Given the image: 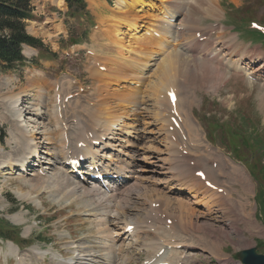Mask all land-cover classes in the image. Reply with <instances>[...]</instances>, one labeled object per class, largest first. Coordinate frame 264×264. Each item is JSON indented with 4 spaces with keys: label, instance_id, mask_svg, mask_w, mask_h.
<instances>
[{
    "label": "rangeland",
    "instance_id": "rangeland-1",
    "mask_svg": "<svg viewBox=\"0 0 264 264\" xmlns=\"http://www.w3.org/2000/svg\"><path fill=\"white\" fill-rule=\"evenodd\" d=\"M213 1L215 9L201 0H180L174 4L177 6L174 11L178 12L175 16L179 20H175V25L170 24L175 32V43L174 47L168 49L167 57L173 53V49H178L183 58L192 62L202 59L204 62L202 72L199 68L194 72L186 71L185 75L182 71L175 70L169 75L171 80L167 97L170 100L169 93L177 94L179 111L186 116L184 119L179 114L184 122V134L188 138V155L180 158V146H175L168 139L169 133L165 127L168 102L164 94L157 99L155 85L151 86L152 90L149 86L145 87L144 90L148 91L146 97H149L152 105L148 109H152L153 114L149 115L151 118L143 119L147 123H160L152 129L165 130L167 138L164 135L163 138H152L155 141L153 143L144 141L142 149L157 150L156 153L164 159L166 168H173L171 174L169 177H158L160 182L156 183L141 180V176L135 172L130 176L125 175L117 184L109 182L112 191L108 188L102 190L103 194L82 197H79L81 185L78 179L73 178L76 173L65 168L60 155L68 151L74 157L84 151L77 138L85 136L88 139L90 132L96 133L92 121L94 110L102 107L101 104L110 94L122 99L141 88L135 85L134 77H128L124 70L119 71L110 63V59L117 54L113 45L106 46L107 40L101 35L99 18L96 16V12H99L93 5L100 2L105 6L107 4L108 11L115 10L116 7L124 12L118 7V3H121L119 0H86L88 14L67 17L65 21L64 14L67 12L68 16L70 13L67 5L62 6L61 0L32 1L36 20L26 23V31L30 36L41 40L44 48L35 50L25 46L27 61L23 65H16L8 71L0 70V106L2 103H9L3 101L4 96L22 93L34 83L39 86L35 94L30 93L24 106L33 108L34 104L35 108V97L45 96L42 100L46 111L43 121L54 131L51 143L59 166L54 170V177L42 176L39 168L29 173L19 172V167L16 168V173L10 168H1L11 158L21 160L23 152H28L26 147L31 138L20 130H16L18 135L12 134L10 121L13 120L12 123L17 128L20 123L16 119L5 118L4 113L9 112L0 108V128L5 132L4 142L0 143V217L5 220L0 221V264L7 257L11 258L8 256L11 253V242L22 248L21 257L27 264L34 263L29 253L32 246H39L48 252L46 261L41 264H56L55 256H61L66 261L76 253L90 258L91 254L98 256L105 252L102 250L104 245L99 244L101 233H108L110 229L118 230V226L125 224L129 228L134 227L132 231L140 238V243L145 239L167 238L171 242L182 241L194 246L188 251L179 250L181 254L178 257L183 258V264H240L237 254L252 248H257V252L264 255V211L259 212L255 202L257 188H262L258 183L264 182V156L259 152L257 158H254L258 146H253L251 150L243 144L253 133L249 142L257 144V139L264 140V43L258 44V35L246 34L248 23L259 22L264 25V0ZM100 10L101 14L107 15L102 7ZM170 16L172 14L167 18L168 21L173 20ZM158 23V27L162 28V20ZM184 27L185 30L181 31ZM34 30H40V34L36 35ZM198 33L207 39L204 43L197 42ZM243 38L255 44L244 41ZM157 39L167 45L170 43L165 35L158 36ZM185 39L190 43H183ZM72 40L82 47L70 48ZM87 47L95 53L94 56L87 54ZM182 49L187 52H182ZM216 50L223 57L214 61L210 55ZM229 61L236 66H244L253 73L249 75L242 69H237V72L234 68L229 69L226 64ZM98 66H104L106 71H100ZM155 73L160 85V73ZM109 77L113 81L110 91L106 88ZM8 81L12 83L10 86L6 85ZM61 84L63 86L58 94L62 95V99L74 97L65 105L61 104L60 96L56 103L54 95V89ZM54 102L58 104L57 121L52 114ZM141 103L145 105L143 99ZM207 131L213 134V139L209 140L211 142L207 139ZM254 131L259 134L255 136ZM18 138L19 142H14ZM241 147L242 151L238 153L239 158L236 156V160L234 156ZM51 153L54 152L51 150ZM240 158L252 170L255 180L241 165L240 162L243 161ZM198 172L204 173L205 181L195 176ZM80 181L83 183L86 180ZM207 182L214 185L217 191L207 187ZM94 184L99 187L97 183ZM172 186L175 189L184 186L190 188L203 203L198 198L193 199L191 194L170 190ZM220 189L223 193L219 192ZM160 194L168 202L171 201V204L157 197ZM204 200L213 205L211 210L208 211L204 205L199 206L204 204ZM181 203L189 204L181 207ZM154 204L158 206L155 209ZM237 206L241 208V212ZM204 212L208 213L205 217ZM198 215L200 216L197 217ZM7 216L21 217L19 220L23 222L16 225ZM245 216L250 218L248 225L243 220ZM109 220L111 225L107 224ZM8 224L22 226V236L31 234L34 242L21 241L17 235L19 229L14 231L15 228ZM262 229L263 233L259 231ZM64 232L72 235L71 242L67 241L68 235ZM122 249L132 257L129 264H142L146 259L144 252L137 254L136 248L128 249L123 244ZM98 261L103 263L102 259Z\"/></svg>",
    "mask_w": 264,
    "mask_h": 264
},
{
    "label": "bare ground",
    "instance_id": "bare-ground-1",
    "mask_svg": "<svg viewBox=\"0 0 264 264\" xmlns=\"http://www.w3.org/2000/svg\"><path fill=\"white\" fill-rule=\"evenodd\" d=\"M119 1L123 3V5L121 3H118V7L120 10H123L124 13L117 10L116 7L115 10L108 11V7H106L107 4L105 6V4L103 5L100 2L98 4H94L93 6L99 12V13L96 12V16H98L99 18L98 25L99 28L101 29V35L104 37V39L107 40L106 44L108 46L113 45L114 50L117 54V56H113L112 59H110L111 60L110 63H113L116 66V69H120L119 71L124 70L126 73L124 71L123 72L128 77L129 76L134 77L135 85L137 84L141 88L136 89L133 95L130 96L127 95V97L122 99L113 94H110L108 98L101 104L102 107L94 110L93 113L94 117L92 118V121L94 128L96 129V133L90 132L91 133L90 136L87 135L88 139L91 141H89L85 136H80L77 138L78 140H80V144L82 145L81 148L84 151L81 154L76 155L74 157L71 156V154L67 151L65 154H61L60 158L61 160L64 161L65 168H69V170H71V168L69 167V163L72 159H76V160L82 159L83 161L89 162L92 166L98 167L99 170L106 172L107 175L111 174L114 176L116 175L130 176L132 173L136 172L138 173L137 175L141 176V180L153 181L157 183L160 182L158 177H162V176L169 177V174H171V170L173 168H171L170 166L168 169L166 168L164 164V159L161 158L156 153L157 150L155 152L154 150H150V149L147 151H144L142 149L143 147L142 144L144 141L153 143L155 141L152 138H160V137L163 138L164 135L167 138V135L165 134V130L160 129L158 131H154V129H152L153 127L156 126L158 127L160 123L158 124L157 122L147 123V121L145 122L143 119L145 117L151 118L149 115L153 114L152 109L150 111L148 109L152 106L150 104L151 100L149 99V97H146L148 91L144 89H146L145 87L149 86V88L152 90L153 88H151V86L155 85L156 91L155 90L154 91L156 92L157 99H159L160 95L162 96L163 94L165 95L167 94V90L169 89L170 86L169 82L171 80L169 75L173 71L175 72V70H179L180 72L182 71V73H184L185 75H186V71L194 72V71H198L199 68L201 71V68H203L204 66V62L202 61V59L198 61L197 58L196 60L198 62H192L188 58L185 59L178 52L179 51L178 49H173V53L169 57H167L168 49L171 48L175 43V39H174L175 32L172 30L170 25L172 20L168 21L167 18L169 17L170 14H172V17L170 16L172 19L176 21L179 20V17L175 16V14H177L178 12L174 11L177 9V6H175L174 4L178 3L180 0L178 2L177 0L176 1L175 0H119ZM201 1L203 3L206 2L207 6H210L211 8L215 9L213 0H201ZM101 7L104 11H106L107 13L106 16L101 14L102 13V11L100 10ZM161 20L163 22V26L162 28L161 27L159 28L158 24L160 23H158V21ZM173 28L177 30V27L174 26ZM34 32L36 35L40 34V30L39 31L34 30ZM163 35L169 38L170 43L168 45L157 39L158 36H163ZM183 43L189 44L190 42L188 41V39H185ZM183 51L185 52L186 50L182 49V52ZM210 56L214 61H217V59H219V57L222 56V53L216 50ZM226 64L229 69L234 68L235 71L237 69H242L248 72L249 75L253 73L251 72L252 70L249 71V69H247L244 66L243 67H240V65L236 66L234 63H231L230 61ZM156 71L160 73V77H161V83L159 82L160 85L157 82L158 77H156L157 75V73H155ZM109 78L110 80L106 82V88L108 90L109 87L111 89V86L113 84L111 77ZM10 84L12 83L8 81L6 85L10 86ZM117 85L120 84L117 83ZM38 87L39 86L36 83H34L29 87L28 90L26 89L22 93H19L17 95L11 94L9 96H4V98H2L3 101L9 102V103H2L1 101V103L3 104L0 106V108H2L1 110L4 109L5 111L9 112V113L5 112L4 117L8 118L9 120L16 119V121L20 123L19 128H17L12 123L13 120L10 121L13 129L11 130V133L17 134L16 130L23 131V133L25 132V134L28 135L31 138V140L29 141L26 147V151L28 152H23L21 160L16 161V159L14 160V158H11L13 161L11 160L8 161L7 163L4 162L3 164L5 165L3 166L1 165L2 166L1 168L3 169L10 168L12 172L15 173L17 167H19L17 168L19 172L22 173H29L35 170L36 168H39L40 171L43 172L42 174L43 175L45 174L44 176L54 177L56 175V172L54 170L59 166L58 165L59 163L56 159V151H54L55 149L52 147V143H51V141H53L52 134L54 133V131L50 129V127L47 124H44L45 121H43L44 116H46V111H45V104L42 100L43 98H45V96H43L42 98L39 96H37V98L35 97V101L37 99L35 108H34V104H33V108L24 106V102H27V97L30 96V93L35 94L37 92L36 90H38ZM151 90H149V93ZM149 95L151 94H148V96ZM58 98H59V94L58 92H56V96H55L56 103H58ZM142 99L145 105H143L142 103L140 104ZM56 103L55 102L53 103L54 105L52 107L53 108L52 114L54 116L53 119L57 121L58 115L56 113L58 112V104ZM39 121H41L42 123ZM19 140L20 138L15 139L14 142L16 141L19 142ZM98 143H100V145H97ZM51 150L54 153H51ZM71 171L75 172L74 170ZM81 173L84 174L85 177H87L86 181L83 183L78 178H76L77 175L73 176L74 179H78V183L81 185L80 186L81 192L79 197L89 196V195L97 196L99 193L103 194L102 190H108V188L109 191H112L110 189L109 182H105L104 185L101 186L99 185V187L95 185L94 184L95 182L90 180L89 176L91 174L88 168H85ZM243 184L245 186H248V184H246L245 182ZM170 190H176L179 193H183L187 195L191 194V197L193 199L196 200L198 198V201L200 203H203V201H201L199 196L193 194L190 191V188H187L185 186L180 187L178 189H175L172 186ZM163 196H161V194L157 195V197H159L162 201L164 200L167 203L171 202V201L168 202L166 200V197L164 196L165 197L164 198ZM175 200H178V198ZM185 204L181 203V207L182 206L187 207L189 203L187 205ZM202 205H204V207L208 211L211 210L213 206V205L211 206V203L209 204V202L206 203L205 200H204V204H201L199 206ZM166 208H168V206ZM237 209L241 212V208L238 207ZM214 210L216 211L217 209ZM178 212L181 213V211ZM193 215H195V213H193ZM207 215L208 213L204 212V217ZM199 216L200 215H198L197 217ZM243 220L246 221V224L248 225L250 218L245 216L243 217ZM110 223L111 221L109 220L107 224L111 225ZM117 228L118 230L115 229L112 231V229H110L108 233L103 232L100 235L101 239L99 240V244L101 246L102 244L104 245V247L102 246V250L105 252L104 253L102 252V254H99L96 258L102 259L105 262V264H129L130 259L132 257L130 258V255H128V253L122 249L123 244H126L128 249L136 248V252L139 255H141L144 252L146 259L142 264H183L182 263L183 258L178 257V255L181 254L179 250L184 249L188 251L191 248H194V246L189 245L185 242L182 241L171 242L167 238L145 239L144 242L140 243V238L135 233H133L132 230H129L128 225L125 224L124 226H118ZM259 231L263 233V229ZM148 243H152V244H148ZM10 251L12 254L18 256L17 248L14 247V245L10 244ZM20 264H24V262Z\"/></svg>",
    "mask_w": 264,
    "mask_h": 264
},
{
    "label": "trees",
    "instance_id": "trees-1",
    "mask_svg": "<svg viewBox=\"0 0 264 264\" xmlns=\"http://www.w3.org/2000/svg\"><path fill=\"white\" fill-rule=\"evenodd\" d=\"M32 1L33 0H0V70L8 71L13 69L16 65H23L26 62V58L23 54L24 46L40 50L44 48V44L41 40L30 36L26 31V23L36 20ZM66 3L68 12L70 13L68 16L70 18L87 15L85 0H66ZM76 42L77 41L72 40V45L76 44ZM254 132L255 136L259 134L257 131ZM253 134H251L249 138ZM4 138L5 133L0 128L1 143L4 141ZM249 138L247 137L243 144L245 147H249L252 150L253 146L251 142L248 141ZM256 146H258V149H255L253 157L257 158L259 152L264 156V140L260 141L257 139ZM241 151L242 147L237 151L235 157L238 156V153ZM240 159L245 162L243 158ZM250 167L255 169L252 166ZM250 172L254 176L252 170ZM257 200L261 212L264 211V189L258 194Z\"/></svg>",
    "mask_w": 264,
    "mask_h": 264
},
{
    "label": "water",
    "instance_id": "water-1",
    "mask_svg": "<svg viewBox=\"0 0 264 264\" xmlns=\"http://www.w3.org/2000/svg\"><path fill=\"white\" fill-rule=\"evenodd\" d=\"M242 264H264V255L257 254V249H250L238 255Z\"/></svg>",
    "mask_w": 264,
    "mask_h": 264
}]
</instances>
